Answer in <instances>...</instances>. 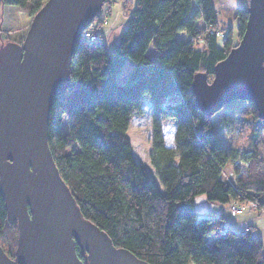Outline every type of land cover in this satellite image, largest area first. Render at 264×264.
Returning a JSON list of instances; mask_svg holds the SVG:
<instances>
[{
    "label": "trees",
    "instance_id": "16d2710c",
    "mask_svg": "<svg viewBox=\"0 0 264 264\" xmlns=\"http://www.w3.org/2000/svg\"><path fill=\"white\" fill-rule=\"evenodd\" d=\"M120 1L128 23L119 41L107 50L97 33L102 19L95 16L86 30L98 39L77 42L70 84L50 107L47 142L60 177L84 218L115 246L150 264H264L262 240L250 228H223L221 214L198 217L194 210L198 195L209 202L264 208V164L256 144L264 121L246 101L253 146L227 147L191 90L194 74L210 77L236 45L247 20V0L235 9L234 28L219 26L213 0ZM45 2L0 0V42L22 43ZM127 59L131 66L118 78ZM144 95L150 102L148 159L161 188L134 159L126 135L132 116L143 113ZM164 98L175 102L162 105ZM231 109L223 117L226 132L235 121ZM167 119L174 123L171 145L161 127ZM16 237V224L7 221L0 196V246L10 257Z\"/></svg>",
    "mask_w": 264,
    "mask_h": 264
},
{
    "label": "water",
    "instance_id": "95a60500",
    "mask_svg": "<svg viewBox=\"0 0 264 264\" xmlns=\"http://www.w3.org/2000/svg\"><path fill=\"white\" fill-rule=\"evenodd\" d=\"M104 0H46L22 43H0V196L17 227L0 264H150L81 214L47 142L50 107L70 84L71 58ZM244 30L209 78L194 74L195 104L211 117L233 100L264 121V0H247Z\"/></svg>",
    "mask_w": 264,
    "mask_h": 264
},
{
    "label": "rangeland",
    "instance_id": "374dc122",
    "mask_svg": "<svg viewBox=\"0 0 264 264\" xmlns=\"http://www.w3.org/2000/svg\"><path fill=\"white\" fill-rule=\"evenodd\" d=\"M245 0H225L224 2L229 3V6L222 5L223 0H213V5L217 13L218 23L220 27L227 26L230 24L233 28L236 26V21L234 19L235 9L240 7ZM125 11L121 10V1L120 0H111L110 3L103 2L100 12L98 13L99 17L102 19V26L98 28L97 33H101L102 37L105 40L107 50L110 51L115 43L119 41L120 34L126 27L128 23V17L125 16ZM129 12V10H128ZM106 20V23H104ZM87 29V28H86ZM238 40L235 39V43ZM1 43V42H0ZM154 52L151 51L150 53ZM131 66L130 60H126L125 66L122 71L119 73L118 78H122L128 69ZM211 77V76H210ZM209 77V78H210ZM149 98L144 95L142 100L143 113L132 116L126 135L131 145V151L134 159L141 163L146 170L148 171L149 179L155 183L159 188V185L154 170L152 169L148 154L150 151V135H151V122L149 115ZM175 99L164 98L161 100L162 105H167L174 103ZM235 108V121L234 125L230 132H226L225 127L223 126V117ZM211 122L215 128L220 140L227 147H252L253 144L250 142V114L248 109V103L241 100H233L225 104L219 111L211 116ZM162 133L164 136L165 143L168 145L172 144L173 132H174V123L171 120H163L161 122ZM256 144L259 147L260 157L264 164V131L261 133ZM203 198L204 201L198 199V197ZM220 203L209 202L205 199L204 195H198L195 198L194 210L199 211L203 208H212V206H219ZM249 206L250 209H255V204L245 205V208ZM228 208V205H227ZM244 208V209H245ZM244 211V210H243ZM258 211V210H257ZM260 211V210H259ZM262 218L256 227L257 229L252 228V233L258 234L263 243V253H264V208L261 210ZM243 213V212H242ZM257 213V212H256ZM226 219L229 220V214L226 213ZM200 217V216H198ZM224 226V221L222 222ZM213 236L209 238V243H212ZM189 264H193L189 262Z\"/></svg>",
    "mask_w": 264,
    "mask_h": 264
},
{
    "label": "crops",
    "instance_id": "0c3cea01",
    "mask_svg": "<svg viewBox=\"0 0 264 264\" xmlns=\"http://www.w3.org/2000/svg\"><path fill=\"white\" fill-rule=\"evenodd\" d=\"M224 1L225 0H223L222 5L229 6V3L224 2ZM150 56L152 57L153 55L151 54ZM200 200L204 201L203 198H200ZM227 205L228 204H220L219 206H212V208H203V209H200L199 211L195 210V212L198 216L200 215L218 216L219 214H221L224 218L223 228H231L235 231H241L245 226H248L251 232H252V228L257 229L256 227L258 226L262 218L260 216L262 214L261 210L257 211L256 209H250L249 206H247L244 209L242 214L238 216H229V220H227L226 215H225L226 213H228ZM256 236H259V235L257 234Z\"/></svg>",
    "mask_w": 264,
    "mask_h": 264
},
{
    "label": "built area",
    "instance_id": "2783aa9c",
    "mask_svg": "<svg viewBox=\"0 0 264 264\" xmlns=\"http://www.w3.org/2000/svg\"><path fill=\"white\" fill-rule=\"evenodd\" d=\"M104 23H106V20H104ZM81 39H86L87 41H96L98 39V36L95 34H91L89 31H87L86 29L82 32L81 34ZM251 205L253 203H248V205ZM245 206L243 205H239L236 202H231L228 205V213L230 216H238L240 214H242L243 210H244ZM249 227L245 226L242 231L246 232L248 231Z\"/></svg>",
    "mask_w": 264,
    "mask_h": 264
},
{
    "label": "clouds",
    "instance_id": "9594fccd",
    "mask_svg": "<svg viewBox=\"0 0 264 264\" xmlns=\"http://www.w3.org/2000/svg\"><path fill=\"white\" fill-rule=\"evenodd\" d=\"M200 198H202V197H198V199H200Z\"/></svg>",
    "mask_w": 264,
    "mask_h": 264
}]
</instances>
